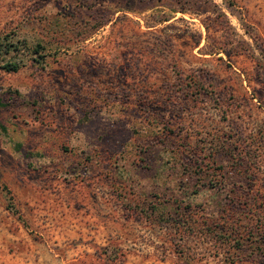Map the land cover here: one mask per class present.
I'll use <instances>...</instances> for the list:
<instances>
[{
	"label": "rangeland",
	"instance_id": "374dc122",
	"mask_svg": "<svg viewBox=\"0 0 264 264\" xmlns=\"http://www.w3.org/2000/svg\"><path fill=\"white\" fill-rule=\"evenodd\" d=\"M93 2L0 0V36L40 44L18 51L17 72L0 60V264H238L226 235L203 225L217 207L192 192L194 163L221 126L264 118L249 98L262 89L264 0H214L230 26L208 30L203 16L177 13L93 31ZM195 77L202 95L186 89ZM158 157L170 161L162 171Z\"/></svg>",
	"mask_w": 264,
	"mask_h": 264
},
{
	"label": "trees",
	"instance_id": "16d2710c",
	"mask_svg": "<svg viewBox=\"0 0 264 264\" xmlns=\"http://www.w3.org/2000/svg\"><path fill=\"white\" fill-rule=\"evenodd\" d=\"M223 1L227 8L234 6V0ZM87 8L99 15L97 19H93V23L87 25L93 31L109 22L114 23L119 18L130 20L129 15L138 17L145 27H156L171 19H183V17H177V13L203 16L202 21L207 30L210 25L217 23L230 26L226 14L214 0H94ZM116 13L118 15L114 17ZM140 20L136 22L140 24ZM245 24L242 22L244 27ZM245 33L248 32L245 30ZM250 38L256 41L254 36L250 35ZM39 45L37 43L31 49L24 39L0 36V60H3L1 68L7 72H17L24 65L22 58L25 55L21 52L18 56V51L23 48L37 54ZM244 45L248 47L250 44L242 40L241 44L238 42L235 48H241ZM238 50L235 51L238 52ZM260 51L264 58V49L260 48ZM7 56L12 59H6ZM259 69L258 72L260 71L262 75L254 77L253 80L262 89L252 87L249 98L254 99L257 102L255 105L264 112V66L259 65ZM204 85L205 81L196 77L190 78L186 89L194 90L195 94L202 95L201 89ZM0 106H4L1 101ZM220 108H223L222 119L229 120L232 112L229 104L220 103ZM153 120L156 121L157 118L154 117ZM232 128L226 129L221 126L212 141L207 157L194 163V169H197L196 174L200 179L196 184L200 188L192 192H209L210 199L214 200L213 204L217 207V211L208 215L204 214L203 225L208 233L219 232L222 234L218 235L220 238L226 235L224 239L229 246L228 249L231 250V263L252 264L260 262V258L264 259V118L255 120L247 131L239 129L238 126L234 131ZM169 162L158 157L156 166L162 171L163 166L165 167ZM209 164L215 165L212 171ZM172 166L174 170L176 169L175 172L185 167L181 162ZM188 170L184 176L187 180L185 184L189 185L192 184L193 175L191 170ZM3 189L6 195L9 194L6 186H3ZM216 217L221 219L222 224L228 223L227 228L218 231ZM213 223H216L214 227L211 225Z\"/></svg>",
	"mask_w": 264,
	"mask_h": 264
}]
</instances>
